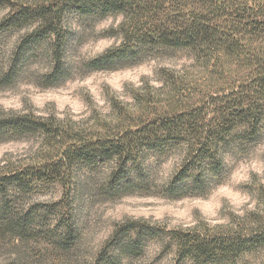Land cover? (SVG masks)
<instances>
[{
  "label": "trees",
  "instance_id": "16d2710c",
  "mask_svg": "<svg viewBox=\"0 0 264 264\" xmlns=\"http://www.w3.org/2000/svg\"><path fill=\"white\" fill-rule=\"evenodd\" d=\"M0 7L9 8L0 20V37L23 32L0 72V85H10L20 58L37 49L51 57L42 74L44 86L68 76L69 13L121 17L114 29L120 43L89 60L85 66L91 70L134 66L163 52L188 50L215 81L198 88L197 97L175 85L166 106L149 102L103 130L32 113L0 116V141L39 135L46 144L44 161L0 173V236L71 248L78 237L74 205L88 187L79 171L104 170L97 191L106 198L204 196L227 180L229 153L264 139V0H0ZM175 154L181 155L179 166L161 181L156 167ZM57 184L64 190L60 200L25 201ZM255 220L246 231L213 232L128 219L116 225L91 264H124L143 256L149 242L172 251L175 264H238L245 255L264 253V216Z\"/></svg>",
  "mask_w": 264,
  "mask_h": 264
},
{
  "label": "rangeland",
  "instance_id": "374dc122",
  "mask_svg": "<svg viewBox=\"0 0 264 264\" xmlns=\"http://www.w3.org/2000/svg\"><path fill=\"white\" fill-rule=\"evenodd\" d=\"M8 12V7H0V20ZM67 19L68 76L58 85L44 86L41 79L50 68V53L46 49L29 51L20 58L13 82L0 85V116L32 113L84 130H103L106 123L115 125L138 114L149 102L153 107L166 106L175 85L197 97L198 88L215 84L209 69L188 50L163 52L134 66L91 70L85 66L89 60L120 43L114 29L121 17L98 19L69 13ZM20 33L0 37V72L11 62ZM45 148L39 135L0 141V173L44 161ZM226 158L231 171L224 183L207 195L178 199L144 193L106 198L97 191L104 170L79 171L88 187L78 195L73 209L77 241L64 249L44 239L0 236V264H91L116 225L128 219H144L168 228L246 231L255 225V217L264 216V139L238 148ZM180 162V154L165 159L156 167L158 178L168 179ZM63 191L59 184L47 186L25 201L49 204L60 200ZM263 262L264 253L258 252L243 256L238 264ZM124 264H175V256L172 251H163L160 242H149L143 256L128 258Z\"/></svg>",
  "mask_w": 264,
  "mask_h": 264
}]
</instances>
